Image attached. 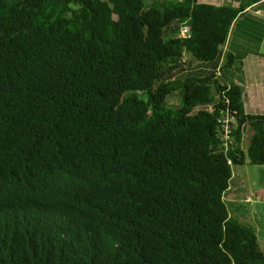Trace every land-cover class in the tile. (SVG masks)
I'll use <instances>...</instances> for the list:
<instances>
[{
    "label": "trees",
    "instance_id": "obj_1",
    "mask_svg": "<svg viewBox=\"0 0 264 264\" xmlns=\"http://www.w3.org/2000/svg\"><path fill=\"white\" fill-rule=\"evenodd\" d=\"M239 13L0 0V264H264L224 202L234 167L264 166V114L218 68Z\"/></svg>",
    "mask_w": 264,
    "mask_h": 264
},
{
    "label": "crops",
    "instance_id": "obj_2",
    "mask_svg": "<svg viewBox=\"0 0 264 264\" xmlns=\"http://www.w3.org/2000/svg\"><path fill=\"white\" fill-rule=\"evenodd\" d=\"M198 1L216 6H230L240 11L222 48L218 68L223 67L227 57L232 56L231 75L223 83H234L242 88L247 113L264 114V43L262 41L261 45L248 47L247 44L237 42L241 22L247 23L248 26L244 27L251 31L261 29L259 25H264V0ZM258 11H261V14H258ZM260 35L264 36V30ZM184 59L193 72H210L213 66L194 62L189 55ZM221 74H217L218 79L223 77V73ZM248 137L249 134L246 135L245 143L248 142ZM230 185L231 189L224 197L229 216L256 232L264 253V166L245 164L234 167ZM247 195L253 196V201L248 204L243 202Z\"/></svg>",
    "mask_w": 264,
    "mask_h": 264
},
{
    "label": "rangeland",
    "instance_id": "obj_3",
    "mask_svg": "<svg viewBox=\"0 0 264 264\" xmlns=\"http://www.w3.org/2000/svg\"><path fill=\"white\" fill-rule=\"evenodd\" d=\"M163 1L165 0H148V5L154 2H163ZM169 1L174 2V3L179 2V0H169ZM244 26H248V24L245 22H241V26H240L241 29L237 33V42L242 43V44H247L248 47L255 46V45H261L262 41L264 43V36L262 37L260 35L262 30H264V25H259L261 29H256L255 31H251L248 28H245ZM223 73L226 74L225 76L228 79L231 75V69L224 71ZM175 94H179V92ZM179 102L180 101H179L178 95L177 96L175 95L170 99L169 103L173 107L179 104Z\"/></svg>",
    "mask_w": 264,
    "mask_h": 264
},
{
    "label": "built area",
    "instance_id": "obj_4",
    "mask_svg": "<svg viewBox=\"0 0 264 264\" xmlns=\"http://www.w3.org/2000/svg\"><path fill=\"white\" fill-rule=\"evenodd\" d=\"M229 2H231L230 0H228ZM258 14H261V11L257 12ZM189 32V27L187 25H184L181 28V36L182 37H187ZM185 61V59H183V62ZM235 119L231 118V117H225L222 121V143H223V147L225 148V151H227L229 144L232 143L231 141V134H232V129H233V125L235 124ZM231 189V185H229L228 191ZM227 191V192H228ZM225 197V196H224ZM253 201V196L252 195H247L243 202L244 203H251Z\"/></svg>",
    "mask_w": 264,
    "mask_h": 264
}]
</instances>
